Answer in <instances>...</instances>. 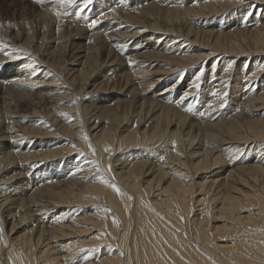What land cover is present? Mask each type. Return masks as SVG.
<instances>
[{
	"label": "bare ground",
	"instance_id": "6f19581e",
	"mask_svg": "<svg viewBox=\"0 0 264 264\" xmlns=\"http://www.w3.org/2000/svg\"><path fill=\"white\" fill-rule=\"evenodd\" d=\"M0 228V264H264V0H0Z\"/></svg>",
	"mask_w": 264,
	"mask_h": 264
},
{
	"label": "snow or ice",
	"instance_id": "6c2138e0",
	"mask_svg": "<svg viewBox=\"0 0 264 264\" xmlns=\"http://www.w3.org/2000/svg\"><path fill=\"white\" fill-rule=\"evenodd\" d=\"M38 2L42 3L43 0H38ZM59 3L62 7H67V8H75L77 11L79 12H83L84 10H86L90 5H92L94 3V0H59ZM129 63L131 64V61H129ZM203 75V72H201L199 75H197L195 77V80L193 82V87L196 88L197 90L199 89L200 85L199 83H197L198 81H200L201 77ZM188 93L186 91V93L184 94V99H187ZM190 110V109H189ZM86 138V137H85ZM161 159L163 160V157H161ZM110 170V168H109ZM101 182L103 183H107V181L103 180V178H101ZM117 193H119V189L115 186V185H110ZM115 222V221H114ZM0 233H3V228H0Z\"/></svg>",
	"mask_w": 264,
	"mask_h": 264
},
{
	"label": "rangeland",
	"instance_id": "374dc122",
	"mask_svg": "<svg viewBox=\"0 0 264 264\" xmlns=\"http://www.w3.org/2000/svg\"><path fill=\"white\" fill-rule=\"evenodd\" d=\"M10 227H11V226H7V227H6V232H9V231H10Z\"/></svg>",
	"mask_w": 264,
	"mask_h": 264
}]
</instances>
